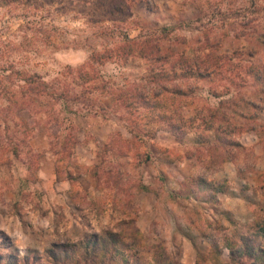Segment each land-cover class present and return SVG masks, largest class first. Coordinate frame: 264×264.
I'll return each instance as SVG.
<instances>
[{
	"label": "rangeland",
	"instance_id": "1",
	"mask_svg": "<svg viewBox=\"0 0 264 264\" xmlns=\"http://www.w3.org/2000/svg\"><path fill=\"white\" fill-rule=\"evenodd\" d=\"M111 1L0 0L1 63L18 58L15 66L24 72L36 71L47 81L57 76L68 78V71L75 72L92 49L118 44L121 33L134 37L145 30L158 32L163 26L170 28L174 41L187 40L182 43L189 49L185 48L186 54L195 52L199 45L196 40L218 39L222 49H236L239 54L235 56L242 62L264 63V0H212L210 4L198 0L195 5L199 3L202 11L191 0H148L149 5L133 3L127 14L109 11ZM215 6L222 13L217 7L212 13ZM7 42L15 47L11 57H6L10 52ZM138 65L108 62L102 71L122 84L138 76ZM234 72L236 82L229 83V95L253 91L250 79L238 88V71ZM203 89L198 90L202 98L194 99L193 105L182 111L218 103L216 98H205ZM102 101L107 106L102 113L79 114L75 120L80 142L72 157L66 159L67 167L77 172L71 182L55 173L56 158L49 149L48 131L57 132V127L35 125L29 144L34 152H42L40 157L33 153L14 157L0 149V232L9 237L12 248L20 255L26 250L42 255L54 241L77 240L85 232L114 228L121 218L128 217L127 213L135 219L146 242H161L171 258L181 264H231L226 239L237 247L242 244L240 238L247 239V245L264 246V109L256 119L244 121L245 127L235 135L241 147L232 149V159L221 164L212 165L205 155L196 157L193 130L181 141L159 130L153 141L138 147L139 151H152L137 172L131 154L119 158L126 184L141 180L158 195L152 191L132 194V208L117 209L112 208L111 194L97 186L93 173L106 156L103 145L111 135L114 138L119 131L122 139L131 136L124 119L110 107L111 99L103 97ZM23 115L34 122L28 112ZM254 124L256 130H249ZM31 169L33 181H29ZM195 177L214 183L217 201H205L209 190L201 191L188 179ZM19 178L27 181L22 196L15 195ZM171 190L191 196L175 197ZM236 260L251 264L252 258L243 254Z\"/></svg>",
	"mask_w": 264,
	"mask_h": 264
},
{
	"label": "trees",
	"instance_id": "2",
	"mask_svg": "<svg viewBox=\"0 0 264 264\" xmlns=\"http://www.w3.org/2000/svg\"><path fill=\"white\" fill-rule=\"evenodd\" d=\"M3 1L12 3L18 0ZM191 1L195 5L198 0ZM211 1L206 0V3ZM135 2L149 5L148 0H113L109 11L130 13L128 8ZM195 6L203 10L199 3ZM216 7L222 13L219 6L210 11L214 13ZM169 30L168 26H163L158 32L145 30L134 37L121 33L118 44H101L98 49H92L88 59L75 72L68 71V78L57 76L47 81L36 71L24 72L17 68L18 58L7 64L0 60V149L14 157L32 153L40 157L42 152H34L29 144L35 125L41 124L48 129L57 127V132L48 131L49 149L56 158L55 173L58 176L63 174L71 182L77 172L67 167L66 159L72 157L80 142L75 120L79 114L87 116L106 110L102 98L109 97L110 107L124 119L131 136L122 139L119 131L114 138L111 135L103 145L106 156L95 166L93 173L97 186L104 187L111 194L112 208H132V194L152 191L158 195L141 180L126 184L125 170L119 158L131 154L137 172L139 165L150 159L152 151L149 148L145 152L139 151L138 147L153 141L161 129L178 141L193 130V153L198 159L205 155L212 165L230 161L232 149L241 147L235 135L245 127L244 121L256 119L259 110L264 109V63L258 60L242 62L239 56H235L239 54L236 49H222L218 39L196 40L199 45L195 52L186 54L189 49L182 43L187 40L177 41L181 43L178 44L171 38ZM7 43L10 52L6 57H11L15 47ZM254 53H258L257 50ZM108 62L129 67L138 63L141 72L134 79L120 84L103 73L102 67ZM235 69L240 80L236 83L238 88L250 79L253 91L238 92L235 97L229 95V83L236 82L233 78ZM204 84L206 89H203ZM202 89L207 94L205 98H216L218 103H205L195 106L192 111H182V108L192 106L194 99L202 98L198 94ZM24 112H28L33 123L24 117ZM256 126L248 129L255 131ZM29 163L27 165L31 168ZM33 173L34 170L29 181L34 180ZM188 179L201 191L209 190L206 202L217 201L213 182L205 177ZM26 183L25 179L17 180L16 196L23 195ZM222 188L223 192L225 189ZM170 194L191 196L174 190ZM94 209L99 212L95 205ZM127 214L128 217L121 218L114 228L85 232L77 240L54 241L42 255L34 250H26L20 255L12 248L9 237L0 232V264H181L171 258L161 242H146L135 219ZM224 241L230 251L231 264H239L236 258L243 254L252 258L251 264H264L262 244L250 246L247 239L240 238L242 244L237 247L232 240ZM213 247L218 250L217 243L213 242Z\"/></svg>",
	"mask_w": 264,
	"mask_h": 264
},
{
	"label": "crops",
	"instance_id": "3",
	"mask_svg": "<svg viewBox=\"0 0 264 264\" xmlns=\"http://www.w3.org/2000/svg\"><path fill=\"white\" fill-rule=\"evenodd\" d=\"M53 173H54V170H53Z\"/></svg>",
	"mask_w": 264,
	"mask_h": 264
}]
</instances>
